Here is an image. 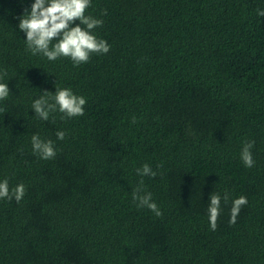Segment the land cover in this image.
I'll return each instance as SVG.
<instances>
[{
    "label": "trees",
    "instance_id": "1",
    "mask_svg": "<svg viewBox=\"0 0 264 264\" xmlns=\"http://www.w3.org/2000/svg\"><path fill=\"white\" fill-rule=\"evenodd\" d=\"M32 3L0 0V182L26 187L0 199V264H264V0H91L110 51L79 66L27 50ZM55 86L85 97V114L36 117ZM34 134L54 158L34 154ZM145 164L155 177L137 175ZM141 179L162 216L133 200ZM213 192L229 194L215 231Z\"/></svg>",
    "mask_w": 264,
    "mask_h": 264
},
{
    "label": "clouds",
    "instance_id": "2",
    "mask_svg": "<svg viewBox=\"0 0 264 264\" xmlns=\"http://www.w3.org/2000/svg\"><path fill=\"white\" fill-rule=\"evenodd\" d=\"M90 7L91 0H34L30 11L26 9L24 15L19 17L18 24L19 30L26 34L27 50L32 55L40 54L49 61H56L61 57L70 58L75 66L88 63L94 54H107L110 51V45L106 40L94 34V30L101 27L104 21L86 14ZM257 14L264 17V9H258ZM101 15H107V10H104ZM6 77L7 71H0V101L7 100L11 95L8 83L2 82ZM55 87V93L44 91L40 98L32 103L36 117L48 121L50 117L54 119V114L57 112L62 114L61 119L75 118L85 114L84 108L87 104L85 97L75 94L70 87ZM4 111L6 109L0 107V112ZM133 123H135V118H133ZM66 135L65 131L56 133L57 139L61 141ZM254 143V141H245L240 153L242 162L248 168L255 165L251 151ZM31 144L34 154H38L42 159H52L57 154L54 142L41 139L39 134L31 137ZM136 172L141 177L157 175L148 164L138 168ZM25 194L26 187L23 184L10 188L7 179L0 182V199L14 198L19 203ZM132 198L137 202L138 207H147L156 216H162L160 208L153 202L152 193L145 189L142 179L134 189ZM209 200L208 217L210 227L215 231L222 212V200L227 202L229 194L225 192L221 196L213 192ZM247 204L248 200L245 196L232 201L231 224L236 223L242 207Z\"/></svg>",
    "mask_w": 264,
    "mask_h": 264
}]
</instances>
